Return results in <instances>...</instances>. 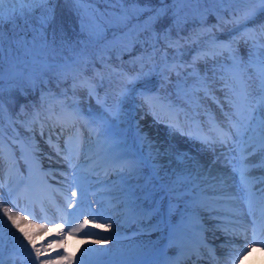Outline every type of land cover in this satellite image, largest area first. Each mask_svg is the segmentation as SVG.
<instances>
[{"label": "snow or ice", "instance_id": "obj_1", "mask_svg": "<svg viewBox=\"0 0 264 264\" xmlns=\"http://www.w3.org/2000/svg\"><path fill=\"white\" fill-rule=\"evenodd\" d=\"M66 2L74 5L73 11L80 19L81 32H87L89 40L105 39L108 28L117 30L113 32V38L107 40L97 54L105 68H109L104 55L108 51L117 50L116 58L118 60L122 53H131L136 44H139L143 51L126 62L133 69L138 66V71H117L115 68L111 70L108 76L109 86L112 85V74L115 75L118 84L117 90L112 96V102L109 103L107 92L101 98L96 91L104 84V73L96 71L93 65L99 83H93L92 80L83 77V70H86L91 63V57L86 53L88 46L86 41L76 42L83 44V48L71 61L64 57H61L62 63H48L46 59H35L37 54H43L45 57L52 55L55 58V55L58 52H63L66 46L63 37L59 47L57 46L55 28L52 30L51 41L47 35L49 26L55 22L57 0H0V120H2L5 110L2 82L5 79L4 43L6 38L9 42L10 54L12 45H15L17 52L22 50L24 56L34 57L33 62L40 64L41 77L44 72H53L59 82L68 79L71 75L73 90L78 87L87 88L88 95L94 96L101 108L99 113L90 114L89 118L82 117L78 108L71 114L56 115L50 112L46 117L47 120L53 121V127L60 128L61 133L65 128H73V133L65 139L63 148L59 143V135L55 142L51 135L47 139L50 148L68 166V171L60 172L59 175L64 177L65 181L69 179L71 181L67 185L70 195H64L65 207L57 209L60 214V223H55V220L47 221V223H54V227H47L44 222L32 224L28 215L16 216L12 214L11 208L2 207L3 197L0 196L3 215L7 216L12 227L22 234L23 240H20L15 233L11 235L19 247L24 250L28 264H74V261L75 264H85V257L89 253L112 252V249L103 247L85 248L81 257L75 259L74 254L69 252L66 246L69 238L75 240L81 234L98 236V232L88 230L90 224L95 229H111L113 224L107 221L113 219V214L118 215L125 224L146 223L147 227L141 229L145 233L167 231L168 243L165 247H176L178 253L176 256L170 257L165 248H162L155 264H200V261L204 259H208L211 264H219L215 249L210 248L203 239L193 245L182 243L179 239L181 233L185 232L193 222L199 224L201 232L206 230L200 223L202 219L200 213L202 212L217 213V215H211L210 218L225 222L224 233L234 238L233 243L236 237L242 236L246 245L264 244V240L257 238L258 234L264 235V210L257 218L252 209V201L257 198L256 192L252 190L253 184L262 185L259 189L258 199L264 201V176L252 178L249 175L252 168L264 169V20L254 23L260 17H264V0H171V4H167L166 0H158L160 7H152L151 0H146L143 7L140 6V0H66ZM95 3H105L110 8L100 12L99 9L93 7ZM202 3L228 5L227 11L231 15V19L224 20L222 16L217 15V20L232 24L239 36H234L226 43H217L216 38L212 37L208 47L198 51L188 63L182 59L184 54L182 49L185 45L198 44L200 37L210 34L212 28H201L188 37H181L179 32L189 19L203 17L212 10L185 8L184 6ZM117 8L118 10H115ZM145 13L149 15L141 21L140 17ZM169 13L172 18L171 25L165 27L162 33L158 34L154 25ZM106 16L111 19L104 20ZM97 17L104 22L100 23ZM133 20L136 23L133 24ZM5 25H8V32L11 35L6 34ZM173 28L177 30L175 40L171 37ZM21 33L23 35H20ZM29 33H31V39H28ZM237 39L249 46L246 63L242 62L235 54L236 50L233 48V44L237 42ZM160 41H163L167 48L175 49L171 62L167 52H162L159 59L157 58V53L160 52ZM71 47L75 48V45ZM225 52L229 54L232 65L230 69L226 65H221L220 68L231 71L234 81L229 83L224 76L220 77L221 80H224V89H226L224 99L228 111H224V106L219 99L212 96L207 77H201L195 67L197 61L215 59ZM18 60L19 56L15 60H12L10 56L8 69L10 76H23L18 68ZM81 63L84 66L83 70L75 67ZM124 63L121 60V69ZM249 68L253 69L252 74L248 73ZM188 69L191 71H187ZM173 74L177 77L175 87L178 97H181L182 94L188 95L184 92L182 81L186 83L189 76H194L199 85L194 90L203 91L205 96H211L223 113L224 121L221 123H217L214 116L210 117L212 135L200 134L190 137L198 140L214 153L213 159L207 167L188 152L176 151L173 153L169 149L161 151L157 143L143 130L139 120L134 121L130 128L120 127L125 123L122 119L124 101L132 97L139 98L142 106H147L154 119H159L157 105H163L167 100L166 96L160 95V91L165 90L171 83L170 77ZM153 76L158 77L159 81V87L155 92H153L154 86L151 84ZM28 81L32 86H35L37 83L36 74H29ZM196 106H199L198 98ZM167 107L173 109V105L170 103ZM40 120L41 113L37 111L32 116V124L38 123ZM78 120L83 121L82 127L87 130L88 147H84V132L80 127L75 126ZM178 125L179 120L176 121V124L168 126L178 129ZM40 131L43 136V123H41ZM129 132H131V137ZM74 136L79 137V146H73ZM2 137L3 133L0 131V170L7 163L10 171L15 169L18 172L19 162L15 153L11 152L9 146L10 155H5V144ZM93 138L96 143L95 152L90 146ZM11 143H16V141L13 139ZM217 147L223 150L218 155L215 154ZM82 152L84 159L91 161L87 166L80 162ZM257 155L261 157L260 163H250V158ZM165 156L169 157L167 164L161 163V159ZM20 159H24L23 151H21ZM173 159L179 167H172ZM216 164H220L222 168H227L229 171L213 174V166ZM25 165L30 168L26 159ZM99 168H103L105 177L109 175L114 177L112 180L103 182L102 187L105 192L115 193V195H109L106 203L97 200L96 203L101 207L93 209L88 201V196L89 194L96 195L95 192L90 193L94 183L91 177L98 175L97 169ZM44 175H53V172L50 169ZM234 176L237 177L238 183H233ZM95 183L101 182L96 181ZM233 187L236 188L235 193L231 191ZM5 188H7L8 196L12 198V203L15 204L19 195L10 185L0 181V190ZM56 191H60V189ZM241 199H245L248 203L246 215L251 217V239L248 236L249 227L242 223L245 213L226 203ZM222 201L225 202L223 206L221 205ZM41 205H43V201H41ZM86 206L87 210H85ZM109 210L112 214H109ZM41 211L43 213V206ZM221 212H227L230 215H219ZM173 217H177V219L173 220ZM32 218L46 219L43 215L40 217L33 215ZM154 219L155 223H152ZM2 220L3 217H0V222ZM97 220L104 222L96 223ZM113 223H118V221L113 220ZM217 227L219 228L221 225L218 224ZM53 235L54 239H48L46 244L41 243L37 246L38 240ZM23 241H27V244H24ZM109 242L118 243L115 233L94 241L100 245ZM4 246V233L0 230V264H6ZM203 249H207V252ZM249 250V247L244 245L232 249L228 253L229 259L225 264H235V261ZM117 251L119 264H140L139 248L129 246L127 250L118 249ZM49 252H56L57 255L55 258L49 256L47 259H42ZM18 255L16 252L11 253L7 264H17ZM20 264H25V262L21 261Z\"/></svg>", "mask_w": 264, "mask_h": 264}, {"label": "rangeland", "instance_id": "obj_2", "mask_svg": "<svg viewBox=\"0 0 264 264\" xmlns=\"http://www.w3.org/2000/svg\"><path fill=\"white\" fill-rule=\"evenodd\" d=\"M211 8L213 11H220L221 8L225 4H212L210 3ZM128 6L127 4L125 5ZM186 8V7H185ZM187 8H195L194 6H190ZM149 14L146 13L143 15V20L147 18ZM91 27V23H90ZM111 29V28H110ZM109 29V30H110ZM79 37H75L74 39L70 40L69 42H65V47L63 52H58L55 56L58 59V62L53 63H62L63 60L61 57L67 58L69 61L73 59V57L79 53L76 52V48H82L83 44H77L76 39L85 38L84 42L86 41L87 44H90V46H93L97 48V51L99 49H102L103 45L106 43V39H104L102 42L99 41H91L88 38L87 32H81V27H79ZM238 37L239 33L236 31L233 32L231 35L232 39L233 37ZM65 41V40H64ZM228 40H217V43H226ZM60 41L57 40V46L59 47ZM209 44V43H208ZM208 44L204 48L208 47ZM75 45V48H72L70 46ZM195 46V44H194ZM160 52L157 53V58L159 59V56L162 52L168 53L169 61L171 62V57L175 54V49L173 48H167L164 43L162 46L160 45ZM189 45H185L184 49H188ZM233 48L236 50L235 54L241 59L242 62L246 63L248 61V53H249V46L246 45L243 41L238 40L233 44ZM73 50V54H75L73 57L70 58V53L65 52V50ZM200 51V50H199ZM66 53V54H65ZM95 53V52H94ZM72 54V53H71ZM197 53L193 54L194 56ZM192 60V58H191ZM23 60H18L17 63L22 62ZM48 61V60H47ZM52 62V61H51ZM191 62V61H190ZM189 62V63H190ZM221 65L228 66V69L231 68L232 61L229 58V54L225 52L223 55L217 56L215 59H207L197 61L195 67L196 70L199 72L201 77H207V83L210 86L209 90L215 98L219 99L220 103L224 106V111H228L227 103L224 99L225 91L224 89V80H221L220 77L224 76L229 83H233L232 78V72L228 71L226 69H221ZM77 69H83V63L75 66ZM4 76L5 79L2 82V86H6L7 90L13 91L15 95L18 96V91H22L25 87L34 89L35 86H32L28 81V76L31 73H35L37 76V83L43 81L46 78L45 73L41 77L40 71L38 72H31L29 70L22 71V69L19 68V71L23 73V76H10L9 74V63L4 62ZM187 71H191V69H188ZM53 73V72H52ZM111 73V70H107L105 73V80L102 87H98L96 89L97 93L101 98L105 96V93L107 92L109 94V103L112 102V96L114 94V91L117 90V84L118 81L114 74H112V85L109 86L108 82V76ZM248 73L252 74L253 69L249 68ZM54 74V73H53ZM185 75L187 73H184ZM55 75V74H54ZM171 83L167 86L165 90H162L160 92H163L164 94H161V96H166L167 100H165L163 105H157V112L159 115V119H154L153 115L149 112L147 106H142L141 101L139 98L132 97L130 99H127L124 101L123 104V112L124 115L122 116V119L125 121L124 124H121V128H130V126L133 124L134 121L139 120L140 124L143 126V130L148 133L149 137L157 143V145L161 148V151L164 149H169L171 152L175 153L176 151H183L188 152L191 154L192 157H194L197 161H199L201 164L205 165L207 167L211 160L213 159L214 153L210 150H208L204 145H202L198 140L191 139L192 136H197L200 134H206V135H212L211 132V124L209 122V119L211 116H214L217 123H221L224 121L223 113L221 112V108L214 102V100L211 98V96H205L203 91H195V87H199L197 84L196 77L189 76L187 78L186 83L182 81L184 92L187 93V96H184L182 94L181 97H178L176 94V81L177 77L175 74H173L170 77ZM93 83H99V78L96 77V75L92 79ZM36 83V84H37ZM254 86V84H253ZM156 89L159 87V81L157 79ZM99 90V91H98ZM155 92V91H153ZM42 92L40 96V106H41V120L38 123L32 124V116L34 113H36V110H31L29 112H26L24 109L21 110V113L23 115V119H14L13 121L16 123L15 126L13 125V122L10 120L9 122H6V130L0 129L3 133V141L5 144V155L9 156V146L11 149V152L15 153V156L19 162V171L17 172L15 169L9 170V166L7 163L3 165L2 170H0V181H3L5 184L10 185L14 192L19 194L21 191V185L18 183L19 179L23 178H38L37 174L40 173H47L49 171V168L55 167L56 164L53 162V159H49V155H56L54 154V151L52 148H50L49 144L47 143V139L49 135L52 136L53 142L56 141L57 132H59L60 135L64 134L66 137L72 135L73 128H65L63 133L60 132L59 127H53L52 123L53 121L47 120L46 117L48 114L54 113L56 115L60 114H71L73 113L77 108L79 109L82 117L89 118L90 114H96L101 111L100 105L97 104V101L94 96L90 97L88 95L87 88H76L73 90V97L75 98V101H70V98H67L66 95L60 94V95H50V94H43ZM198 98V104L199 106H196V101ZM187 101V102H186ZM173 105V109H169L167 107L168 104ZM191 105V106H190ZM178 110H181L178 112ZM143 117V119H141ZM171 117L173 119H171ZM179 120L178 129L170 128L169 124H176V121ZM41 123L44 124V135H41L40 127ZM83 121L78 120L76 122V127H80L81 131L84 132L85 136V145L84 147H88V134L87 130L82 127ZM183 125V126H182ZM31 128V130H29ZM18 133V135H17ZM129 136L131 137V132H129ZM15 140L16 143H11L12 140ZM78 141L79 137L77 136ZM62 138L60 137L59 143L61 148L64 147V145L61 143ZM90 146L92 148V151L95 152L96 150V143L95 139L93 138ZM21 151H23L24 159H20L21 157ZM221 151H223L221 148L217 147L216 149V155H218ZM84 158V154L82 152L80 157V162L82 164H85L86 166L91 163V161H86ZM25 159L28 161L29 166L25 165ZM83 159V160H81ZM169 160L168 156H165L161 159V163L167 164ZM261 157L259 155L253 156L250 158V163L252 164H258L260 163ZM65 172L68 171V166L66 163L63 162ZM217 165V166H216ZM215 167L213 166V174L216 172H228L229 170L227 168H222L220 164H216ZM172 167H179L176 163V161L172 160ZM30 171V175H29ZM102 171V170H101ZM100 170H97L98 175H93L91 179L94 181L91 189V192H95L96 195L93 196L89 194L88 201L91 202V199H94L95 201H92L91 207L93 209H98L101 207V205H98L96 203L97 200H101L106 203L107 197L113 193H107L103 190V182L106 180H112L114 179L113 176L109 175L105 177L104 172H101ZM260 173V174H259ZM250 177L256 178L260 176H264V169L262 168H252L250 173ZM260 175V176H258ZM49 178L50 180L56 179V176L49 175L45 176ZM55 177V178H53ZM96 181H100L101 183H95ZM70 179L65 182V190L68 195H70V190L68 189L67 185L70 184ZM233 183H238L237 177H233ZM262 187L261 184L255 183L252 185V190L256 192L257 198L253 199L252 201V209L255 212L257 218L260 217L261 211L264 210V203L260 199H258L260 193L259 189ZM233 193H235L236 188L233 187L231 189ZM115 194V193H114ZM0 196L3 197V203L2 207H9L11 209L17 210L18 208L22 212V216L28 215L29 221L32 224H39L42 222H46L42 219H33L32 216L35 215L39 217L36 212H24L22 208V203L17 199L16 203H12V198H10L7 194V188L0 190ZM228 202V203H227ZM226 203L228 205H231L233 208H242L243 212L245 213V217L242 220V223L249 226V239H251V226L250 221L251 217L247 216L246 213L248 211V203L245 199L237 200V201H227ZM235 203V204H234ZM222 205L225 204L223 201L221 202ZM234 204V205H232ZM237 206V207H236ZM239 206V207H238ZM2 207H0V217H3L2 222H0V230L4 233V259L6 261V264L9 259V255L13 252L18 253V260L17 264H20L21 261H24L25 264H28L27 258L24 254V250L19 247V244L13 239L12 233H15L17 237L20 238V240H23L22 234L18 232L17 229H14V227L8 225H5L7 216L3 215ZM63 207H65L63 203ZM48 210H50L51 214L54 212V208L52 206H46ZM12 210V211H13ZM14 210V211H15ZM18 211V210H17ZM71 211V209H69ZM242 211V210H241ZM13 213V212H12ZM109 214L111 213V210H109ZM219 215H230V213L227 212H221ZM53 220H55V223H60L61 220H58L55 217H52ZM52 219H49L52 220ZM91 219V217H90ZM177 217H173V220H176ZM249 219V220H248ZM113 220L119 221L121 218L118 215L113 214V219L108 220V223H112L113 227L109 230L105 229H94L93 232H98L99 235H89L84 236L83 234L79 235L75 240L69 238V242L67 244V249L69 252H72L74 254L75 259H79L81 255L84 252L85 248H106V249H112V252L110 253H89L88 256L85 257V264H110V262H113V264H119V255H118V249H124L127 250L129 246L141 248V252H144L143 254H149L148 257H145L143 259H140V264H155V261L159 257L160 250L162 248H165L167 255L172 257L176 256L178 253V249L176 247H170L166 248L167 245V231L162 230L159 232L153 231L151 233H145L142 232L141 229L144 227H147L146 223L142 222V225H137L135 223L126 225L123 229H120V225L118 223H113ZM245 220V221H244ZM223 221V220H221ZM96 223H103V220H97ZM224 222V221H223ZM152 223H155V219L152 221ZM4 224V225H3ZM48 226L54 225V223H47ZM6 226V227H5ZM91 226V224L89 225ZM92 227V226H91ZM259 231V230H258ZM217 234L219 232H224V230L216 231ZM113 233L116 234V240L118 243H112L109 242L104 245L96 244L94 241L100 239V237L103 236H111ZM227 241H230L231 236L226 235ZM242 238V236H241ZM261 240H264V235H259L258 237ZM48 238L43 239V243L46 244ZM210 239V238H206ZM223 239L219 237L220 240ZM243 239V238H242ZM233 241V239H231ZM216 241V240H215ZM231 241V243H232ZM224 242V241H223ZM24 244H27V241H23ZM228 242L225 243V245ZM245 243V241L243 242ZM242 243V245H243ZM41 243L39 240L37 241V246H39ZM246 245V244H245ZM254 246V247H253ZM143 247V249H142ZM226 247V246H225ZM224 247V252L226 248ZM246 247H249V251L244 254L240 259L235 261V264H240L241 260L244 259L243 257H246L251 250L256 249L255 247H258L260 251H264V244L256 243L255 245H246ZM28 248L30 249L31 246L29 245ZM221 246L217 247V252L221 251ZM229 251V250H228ZM227 251V252H228ZM56 254V253H55ZM34 256V253H32ZM49 256L54 257V252H49L45 256L42 257V259H47ZM264 261V259H263ZM75 264V261H74Z\"/></svg>", "mask_w": 264, "mask_h": 264}, {"label": "trees", "instance_id": "obj_3", "mask_svg": "<svg viewBox=\"0 0 264 264\" xmlns=\"http://www.w3.org/2000/svg\"><path fill=\"white\" fill-rule=\"evenodd\" d=\"M146 0H140V6H145ZM167 4H171V0H166ZM151 6L152 7H160L161 5L159 4L158 0H151ZM194 6L195 8L199 9H211L210 3L207 4H192V5H185L184 7H190ZM93 7L97 8L100 10V12H104L106 9H109L110 6L105 3H95ZM74 5L71 3L66 2V0H57V3L55 4V22L53 25L49 26L47 35L49 41H51V36H52V30L55 28L56 30V40H61L63 37L65 42H69L70 40L74 39L75 37H79V27H80V19L76 15V13L73 11ZM228 5H224L220 11H211L209 13H206L203 17H199L197 19H189L187 23L183 25L182 30L179 32V35L181 37H188L190 34H193L196 31H199L201 28L203 29H208L212 28V32L208 35H204L200 37V42L198 44H190L188 49H182L183 54V61L185 62H190L191 58L194 56L193 54L197 53L199 50L204 48L206 44L210 42L212 37L216 38L217 40H229L231 38V35L233 32H235V28L232 24L230 23H223L222 21L217 20V15H220L223 17L224 20H230L231 15L227 11ZM115 10H118L115 9ZM146 14V13H145ZM111 19L110 17H104V20H109ZM141 21H143V16L140 17ZM97 20L100 21V23H103L104 20H101L99 17H97ZM261 20H264V17H260L257 21L254 23H259ZM132 23H136L135 20L132 21ZM172 23V18L171 14L169 13L168 16H166L163 20L158 21L154 25L155 31L159 34L162 33L163 29ZM216 26V27H213ZM252 26V25H250ZM107 29L106 34H105V39L111 40L113 38V32L117 31L116 29L111 28ZM5 32L7 35H11L8 32V25H5ZM20 35H23L22 33ZM171 37L173 40L177 38V30L173 28L171 32ZM143 38V36H142ZM28 39H31V33L28 34ZM77 41L84 42L85 38H80L76 39ZM104 39L101 40V42ZM76 41V42H77ZM163 41L159 42V47L160 45L162 46ZM95 46V45H93ZM90 46L88 44L86 53L89 57H91V63L88 65L86 70H83V77H87L88 79L92 80L93 77L96 75L95 71L93 70V65L96 71L106 73L107 70H112L115 68L117 71L123 70V71H128L132 72L134 70H139L138 66L136 69H133L131 65H128L126 62L131 59L132 57L137 56L140 54L143 49L139 44H136L133 51L131 53L124 52L120 55V60H118L117 57V50H112L106 52L105 58L107 60V63L109 65V68H105L104 65L100 62V58L97 55L101 49L97 51V48ZM71 47V46H70ZM83 48V46H82ZM81 48V49H82ZM76 52H80V48H76ZM65 52L70 53V58L73 57L75 54H73V50H65ZM95 52V53H94ZM66 54V53H65ZM10 56L12 60H15L17 56H19V60H23L26 58H34L33 56H24L23 51L21 50L20 52H17L15 45H12V52L11 54L9 53V42L8 39H5L4 43V58L5 61L9 63ZM57 56V55H55ZM35 58H40V59H46L48 61L52 62H58L60 58L57 59L53 58L52 55H47L46 57L43 54H37ZM121 60L124 61L125 63L123 64V68L121 69ZM84 68V66H83ZM46 75V78L35 84V88H24L21 92L18 91V96L13 93V91H9L10 89L7 90L6 86H2L4 91H3V100H4V105H5V110L3 113V118L0 120V129L6 130V122H9L10 120L13 121L15 118L16 119H23V115L21 113L22 108L26 111L29 112L31 110H36V111H41V106H40V96L42 92L43 94H50V95H60L64 94L66 95L67 98H70V101H75V98L73 97V88H72V78L71 75H69L68 79L66 80H61L58 82V78L56 75H54L52 72H44ZM157 79L158 77L153 76L151 77V84L154 86L153 91H157L156 89V84H157ZM99 91V90H98ZM161 94H164L163 92H160ZM137 248V247H135ZM140 252L142 251L141 248ZM143 249V247H142ZM138 254V258L143 256L144 252Z\"/></svg>", "mask_w": 264, "mask_h": 264}, {"label": "bare ground", "instance_id": "obj_4", "mask_svg": "<svg viewBox=\"0 0 264 264\" xmlns=\"http://www.w3.org/2000/svg\"><path fill=\"white\" fill-rule=\"evenodd\" d=\"M171 119H173V118L171 117ZM51 123L53 124V122H51ZM75 138H76V136H74L73 140H72L73 146H75L76 143L80 144L79 141L76 140ZM55 153L56 152L54 151V154ZM50 157L52 159L55 158V157H53V155H50ZM56 158H57L56 161L53 159V162L56 164V166L49 168V170L51 169L52 172L54 173V175L56 176V179L50 180L49 178L45 177L44 173H42V176H40L38 178H35V179L34 178H30V180H29L28 178H23L22 181H20V179L18 180V183L22 184L21 191L18 194L19 195V199L18 200L22 203L23 211L29 213V212H31L32 207L35 208V210L37 212V215L39 217L42 216V215L46 217V219H45L46 222L45 223H46L47 227H49L48 224H47V221L49 220L50 215L47 212L48 209L45 208V206L47 205L46 203L47 202L53 203V200L55 199V196H57V195H58V197H60L62 199V202L64 203V195H68L66 193L65 189H64L66 181L64 180V177H61L59 175L60 172H65V168L63 166V160L59 159V158H61L59 156H56ZM83 159H81V160H83ZM213 169H215V168H213ZM258 176H260V175H258ZM256 177H257V175H256ZM57 189H60V191H56ZM111 195H115V194L113 193ZM41 201H43V205H41ZM90 201L92 202V201H95V200L91 199ZM263 203H264V201H263ZM234 204H232V205H234ZM42 206L44 208L43 213L41 211ZM60 206H62V205H60ZM60 206L56 208V213H55L56 217H59V215H60L58 213L57 209L58 208H63V207H60ZM86 209H87V207L85 208V210ZM14 210L12 211L13 215L22 216V212L20 211L19 208L17 209L18 211L17 210L14 211ZM240 210L243 211L242 208ZM48 211H50V210H48ZM211 215H217V213H208V212L200 213V216L202 218L200 220V223L203 224V226H204V228L206 230L201 232L199 224L196 223V222H193V223L190 224V226L188 227V229L185 232L181 233V235L179 237L180 241L182 243L187 244V245H193L198 240L203 239V241L206 244H208V246L210 248L215 249V250H217V247H220V246H221L220 249H222V250L224 249L223 247L226 246L225 250H227V251L228 250L231 251L232 249L240 247L242 245V243L244 242V238L242 237L243 238L242 239L241 237H236L234 243L233 242L231 243V241H232L231 239H234V238H231L230 241H227V239H225L227 237H226L224 232H219V234H217V232H216L217 230L218 231L224 230L223 229V225H224L225 222H223L221 220L211 219L210 218ZM218 224L221 225V227L218 228L217 227ZM5 225L6 226H8V225L11 226V222L8 221V219H6ZM118 225L121 226L120 229H123L128 224H125L123 222V220L121 219V220L118 221ZM137 225L138 224H136V226ZM141 225H142V223H141ZM54 226L55 225H52L50 227H54ZM94 229L95 228H92L91 226H89L88 230L93 232V231H95ZM207 235H208V238H210L208 241L205 239ZM219 237H221L223 239L217 240V239H219ZM45 238L54 239L55 236L53 235V236L45 237ZM45 240H47V239H45ZM39 242L43 243V239L39 240ZM226 242H228V243L225 245ZM222 245H223V247H222ZM243 245L246 246L245 243H243ZM255 248H257V250L256 249L251 250V252L246 257H243L244 259L241 260L240 264H264V261H263V259H264V251H260L258 247H255ZM227 251H226L227 254L226 253H222L221 254V251H220V253L215 251V255L217 257V260L219 261L221 256L223 257L222 259L224 260L223 263L219 262V264H225V262L229 259V257H228L229 251L228 252ZM55 253L56 252H54V257L57 255V253L56 254ZM206 260H208V259H204L202 261H205L206 263H208V261H206ZM210 264H211V262H210Z\"/></svg>", "mask_w": 264, "mask_h": 264}, {"label": "water", "instance_id": "obj_5", "mask_svg": "<svg viewBox=\"0 0 264 264\" xmlns=\"http://www.w3.org/2000/svg\"><path fill=\"white\" fill-rule=\"evenodd\" d=\"M34 58H28L23 60L18 64V68L22 69V71L30 70L31 72H38L40 70V64L33 62ZM36 60H43V59H36ZM27 61V63H25ZM48 63H52L47 61Z\"/></svg>", "mask_w": 264, "mask_h": 264}]
</instances>
